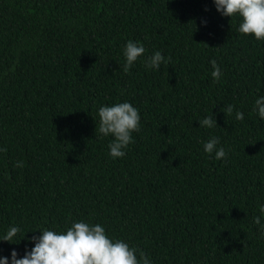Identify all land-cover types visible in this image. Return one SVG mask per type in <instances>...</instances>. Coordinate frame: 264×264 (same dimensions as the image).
Wrapping results in <instances>:
<instances>
[{
  "label": "trees",
  "instance_id": "obj_1",
  "mask_svg": "<svg viewBox=\"0 0 264 264\" xmlns=\"http://www.w3.org/2000/svg\"><path fill=\"white\" fill-rule=\"evenodd\" d=\"M238 23L213 0H0V233L87 219L153 264H264L253 223L264 120L252 111L264 95V40ZM129 39L170 60L152 70L138 58L125 71ZM124 100L139 109L140 130L113 158L97 108ZM212 113L217 125L199 127ZM210 135L225 158L203 151ZM26 243L0 241V254Z\"/></svg>",
  "mask_w": 264,
  "mask_h": 264
},
{
  "label": "clouds",
  "instance_id": "obj_2",
  "mask_svg": "<svg viewBox=\"0 0 264 264\" xmlns=\"http://www.w3.org/2000/svg\"><path fill=\"white\" fill-rule=\"evenodd\" d=\"M215 9L222 16L236 18L239 23L236 31L252 34L256 40H264V0H213ZM206 23L207 21H201ZM145 45L140 40L129 39L125 42L122 52L123 68L128 71L138 58L143 59L146 69L157 70L162 63H167L161 50H155L149 56H144ZM212 67L211 76L219 80L222 75L216 59L209 61ZM235 106L231 103L223 106L224 113L232 114ZM252 111L260 120H264V95H257ZM99 117L98 133L102 137L111 135L108 142L109 155L113 158L123 157L128 146L134 143L132 133L140 130V112L130 101L124 100L112 104H101L97 108ZM235 120L244 119V113L235 109ZM199 127L213 129L216 125L214 114L205 115L198 120ZM220 138L210 135L202 141L203 151L215 159L228 155L226 147L220 144ZM0 146V152L6 151ZM23 161H16L14 167H22ZM261 215L253 217V223L258 225L259 234L264 237V204H260ZM37 229V228H36ZM39 235L25 237L18 225H9L0 233V241L19 243L25 238L23 253L16 248L10 249L8 255L0 254V264H153V260L141 248L129 241L110 235L101 223H93L87 219H76L62 229L45 227Z\"/></svg>",
  "mask_w": 264,
  "mask_h": 264
}]
</instances>
